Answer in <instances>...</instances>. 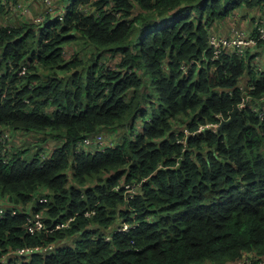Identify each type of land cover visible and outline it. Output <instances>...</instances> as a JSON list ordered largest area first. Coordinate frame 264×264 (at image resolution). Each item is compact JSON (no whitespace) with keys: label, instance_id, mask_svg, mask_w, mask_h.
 Returning <instances> with one entry per match:
<instances>
[{"label":"trees","instance_id":"trees-1","mask_svg":"<svg viewBox=\"0 0 264 264\" xmlns=\"http://www.w3.org/2000/svg\"><path fill=\"white\" fill-rule=\"evenodd\" d=\"M21 1L0 0V206L19 209L0 214V256L30 248L12 260L226 264L263 255L264 118L246 106L242 120L191 135L186 146L178 139L184 126L228 119L251 86V101L264 102V70L251 54L264 40L216 60L209 40L216 22L264 10V0H55L45 24L6 22ZM106 52L120 56L117 67L102 61ZM101 128L121 140L77 151ZM7 130L43 143L14 148ZM135 182L129 198L124 184ZM78 211L54 232L25 227L34 212L52 226Z\"/></svg>","mask_w":264,"mask_h":264},{"label":"built area","instance_id":"built-area-1","mask_svg":"<svg viewBox=\"0 0 264 264\" xmlns=\"http://www.w3.org/2000/svg\"><path fill=\"white\" fill-rule=\"evenodd\" d=\"M29 0L21 1L18 4H15L10 11L13 12L15 16L24 17L28 21H34L39 24H45L47 22L48 15L54 14L56 12V1L55 0H43L44 4V10L36 15L38 11L33 12L34 16L33 19L29 18V15L31 14V9L28 3ZM66 10H61L56 13V16H62L60 18H63L65 15ZM9 12V14H10ZM8 14V15H9ZM7 15V16H8ZM256 33L254 36L248 35V33L240 28L233 27L231 30V34L229 36L226 35H220L219 32H214L211 30L209 35L210 40V47L213 49V56L212 60H216L224 53V51L228 52H235L237 54L243 55L246 50L251 47L254 44H257L259 41L264 40V19L262 21H259L256 25ZM186 66L184 65V70ZM25 70L22 71L24 73ZM253 86H251L249 89H251ZM246 89V94L243 96L242 102L239 104L240 110L245 108L246 106L250 107L261 119L264 118V102H252V96L250 94H247L248 90ZM225 118L222 114H217L216 119L213 121H209L206 123L199 124L198 128L196 130H192L188 128L187 126L182 127L179 130L181 133H183L179 139L178 142L184 144L186 146L188 137L194 134H197L201 131L205 130H211L213 132H217L220 129V126L225 120ZM115 144V140L113 137L107 136L106 134L102 132H95L93 135L86 136L82 140H80L77 143V151L81 150H104L108 147H112ZM41 158H46L48 155H41ZM50 156V155H49ZM162 166V164H160ZM142 182H135V183H126L124 184L125 188L127 189V196L129 198L134 197L135 193L137 192L138 188L141 186ZM48 201L47 196H39L38 202H46ZM30 207V206H29ZM21 209V208H20ZM6 210H10L12 214H17L19 212V209L15 206H9V208H6L5 206H0V214L4 215ZM80 212L78 211L74 215H70L67 219L56 222L54 225L49 226L46 222V214L45 212H34L29 217L25 224V227L33 232L38 233L40 231H46V232H54L60 228L70 226L72 221L75 220L77 215ZM95 213L94 210H86L85 215L86 216H92ZM140 224V221H134V222H123L120 225H118L115 230L120 232L129 231L131 228H136ZM107 239L111 238V234L107 233L106 235ZM134 241V240H132ZM55 244L56 242H49L46 243L43 248L47 252H52L55 250ZM31 251L30 248H21L18 250H11L6 253H3L0 256V264H18L17 261L12 260V255L14 254H28ZM247 254H244L243 257H245ZM249 256L253 257V254H249ZM243 257L239 260H242Z\"/></svg>","mask_w":264,"mask_h":264},{"label":"rangeland","instance_id":"rangeland-1","mask_svg":"<svg viewBox=\"0 0 264 264\" xmlns=\"http://www.w3.org/2000/svg\"><path fill=\"white\" fill-rule=\"evenodd\" d=\"M28 3L30 6V9H31V14L29 15L30 19H33V16H34L33 12L39 10L38 13L36 14V15H38L44 10L43 0H29ZM59 5H60V7L64 6L61 2H59ZM56 8H59L57 4H56ZM22 18H24V17H22ZM18 19H20V17H16L13 12L12 13L10 12V14L6 18V22H9V21L16 22V21H18ZM211 30L214 32H218L215 28H212ZM78 47L86 49L88 46L85 44V40L83 39L80 43H78ZM69 48H71V46ZM88 50L89 49L87 48L84 52H87ZM71 54H72V52L69 51L67 53V56H70ZM88 55H90V53ZM120 60H121L120 56H112L110 54V52H106L103 59H102V61L105 62L106 66H113V67L114 66L117 67ZM146 72H147V70H146ZM147 74H148L147 76L150 77V74L148 72H147ZM150 98H151L150 100L153 101L155 104L158 103L157 96L153 95ZM139 123H140V125H139ZM142 125H143L142 121L141 122L137 121V123H136L137 127H139V126L142 127ZM137 129H140V128H137ZM6 132H8L9 142H11V145L14 148L23 149V147H28L29 145H32V144L43 143L42 141L44 139V137L40 136L41 140H37L36 137H34L32 133L16 132V131H12V130H10V132L7 130ZM99 132H102V133L106 134L107 136L113 137L115 141L118 138L117 137L118 134L114 133V131L108 132L104 128H101ZM118 140H121V138H118ZM44 144H47V143H44ZM51 152H52L51 146L47 145L45 150L42 151L40 154L49 156L51 154ZM139 221L141 222V220H139ZM110 239H108V240H110ZM227 264H264V255H262L260 257L254 255L253 257H251L247 253V255L245 257H243L242 260L229 261V262H227Z\"/></svg>","mask_w":264,"mask_h":264},{"label":"crops","instance_id":"crops-1","mask_svg":"<svg viewBox=\"0 0 264 264\" xmlns=\"http://www.w3.org/2000/svg\"><path fill=\"white\" fill-rule=\"evenodd\" d=\"M243 11H246L243 12ZM240 10L238 13L214 24V28L223 34H230L233 27L245 30L248 34L256 33V25L264 19V10L259 8ZM245 14L246 16H242ZM254 54V64L258 70H264V43L252 47ZM247 254V253H246ZM251 254V253H248ZM264 255V254H263ZM262 256V255H261ZM239 260V259H237ZM234 260V261H237ZM227 264V263H226Z\"/></svg>","mask_w":264,"mask_h":264},{"label":"water","instance_id":"water-1","mask_svg":"<svg viewBox=\"0 0 264 264\" xmlns=\"http://www.w3.org/2000/svg\"><path fill=\"white\" fill-rule=\"evenodd\" d=\"M234 120H242V116L240 114V107L237 106L231 113V116L228 119L223 120L220 128L222 129L226 124L234 121Z\"/></svg>","mask_w":264,"mask_h":264}]
</instances>
